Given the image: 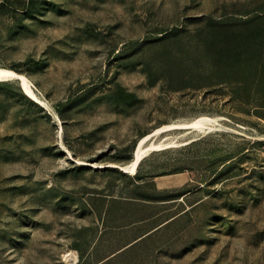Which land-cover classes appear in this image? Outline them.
Returning a JSON list of instances; mask_svg holds the SVG:
<instances>
[{
  "label": "rangeland",
  "instance_id": "1",
  "mask_svg": "<svg viewBox=\"0 0 264 264\" xmlns=\"http://www.w3.org/2000/svg\"><path fill=\"white\" fill-rule=\"evenodd\" d=\"M263 12L0 0V69L42 102L0 82V264H264V24L240 22ZM200 117L216 122L114 167Z\"/></svg>",
  "mask_w": 264,
  "mask_h": 264
},
{
  "label": "bare ground",
  "instance_id": "2",
  "mask_svg": "<svg viewBox=\"0 0 264 264\" xmlns=\"http://www.w3.org/2000/svg\"><path fill=\"white\" fill-rule=\"evenodd\" d=\"M2 81H17L35 101L42 104L35 92L36 88L34 84L24 74L10 69H0V82ZM214 119L215 118L210 117H200L191 122L166 124L154 129L152 133L146 134L138 140L132 152L131 160L125 165L120 166V170L131 175L135 174L137 172V163L142 161L149 152L185 144L179 142L184 141L191 132H200L210 129L216 122ZM174 129L183 130L185 132L177 136L165 135L164 137H160L164 132Z\"/></svg>",
  "mask_w": 264,
  "mask_h": 264
},
{
  "label": "trees",
  "instance_id": "3",
  "mask_svg": "<svg viewBox=\"0 0 264 264\" xmlns=\"http://www.w3.org/2000/svg\"><path fill=\"white\" fill-rule=\"evenodd\" d=\"M240 22H242L243 24H246V25H250V24L261 25V24H264V12L256 14L255 16L251 17L248 20H244V21L240 20ZM257 70L260 71L261 73L264 72V63L260 64L259 66H257ZM262 83H264V81L261 82V84ZM261 99H262V101H261L262 105H260V109H256L254 111H255L256 114L264 115V97L261 98Z\"/></svg>",
  "mask_w": 264,
  "mask_h": 264
},
{
  "label": "water",
  "instance_id": "4",
  "mask_svg": "<svg viewBox=\"0 0 264 264\" xmlns=\"http://www.w3.org/2000/svg\"><path fill=\"white\" fill-rule=\"evenodd\" d=\"M140 162H141V161H139V162L137 163V166H139ZM114 167L120 169V166H114Z\"/></svg>",
  "mask_w": 264,
  "mask_h": 264
}]
</instances>
